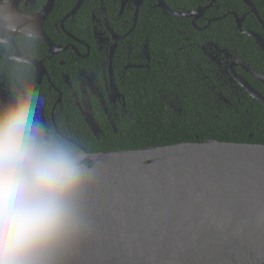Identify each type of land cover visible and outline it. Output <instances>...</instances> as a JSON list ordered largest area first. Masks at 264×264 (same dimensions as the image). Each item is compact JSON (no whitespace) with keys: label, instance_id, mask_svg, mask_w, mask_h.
I'll use <instances>...</instances> for the list:
<instances>
[{"label":"flooded vegetation","instance_id":"obj_1","mask_svg":"<svg viewBox=\"0 0 264 264\" xmlns=\"http://www.w3.org/2000/svg\"><path fill=\"white\" fill-rule=\"evenodd\" d=\"M161 1L176 15L165 12L158 0H15L42 36L34 68L35 83L45 98L40 118L64 124L92 155L136 150L122 147L146 139L147 112L157 114L160 121L151 126L159 135L158 126L163 128L165 122L184 121L183 114L198 107L211 109L212 102L226 104L227 88L236 95L246 92L236 76L248 84L247 76L255 80V91L264 97V85L240 62L262 76L264 64L251 58L256 70L228 48H240L243 42L205 38L210 29L243 33L246 15L254 16L244 0L238 7L246 9L241 16L229 11L223 0H198L201 5L186 12ZM250 1L259 15L264 0ZM200 8L199 18L179 16ZM234 15L244 17L241 29ZM228 17L234 25H225ZM8 95V81L0 73V100Z\"/></svg>","mask_w":264,"mask_h":264},{"label":"water","instance_id":"obj_2","mask_svg":"<svg viewBox=\"0 0 264 264\" xmlns=\"http://www.w3.org/2000/svg\"><path fill=\"white\" fill-rule=\"evenodd\" d=\"M234 17L241 29L244 17ZM243 34L264 53L260 35ZM240 64L264 85V76ZM236 78L264 109V97ZM92 158L101 174L94 231L73 264H264V145L208 139Z\"/></svg>","mask_w":264,"mask_h":264},{"label":"clouds","instance_id":"obj_3","mask_svg":"<svg viewBox=\"0 0 264 264\" xmlns=\"http://www.w3.org/2000/svg\"><path fill=\"white\" fill-rule=\"evenodd\" d=\"M41 33L31 15L0 0V264H73L94 231L99 163L64 124L40 118L35 83Z\"/></svg>","mask_w":264,"mask_h":264},{"label":"trees","instance_id":"obj_4","mask_svg":"<svg viewBox=\"0 0 264 264\" xmlns=\"http://www.w3.org/2000/svg\"><path fill=\"white\" fill-rule=\"evenodd\" d=\"M164 1L171 9L178 12L193 10L201 5L198 0ZM223 3L227 5L229 11L234 12L236 15L241 16L245 14L246 9L244 12L238 9L241 4L240 0H223ZM257 10L261 20L264 22V5L261 8H257ZM166 18L172 19L170 16H166ZM217 24L211 23L213 26ZM225 25H234L233 19L228 17ZM242 29L243 31H252L264 39V31L260 29V25H258L254 16L246 15ZM205 34V38L211 41H224L226 43L243 42L240 48L235 46V44L229 45L228 48L233 50L236 56L241 57L256 70L258 69L254 66L251 58L264 64V54L254 44V39L247 35L238 31L226 34L218 32L217 29L205 30ZM237 35H240V37ZM247 77L246 79L249 84L254 89H257L255 80L249 76ZM223 96L227 100L226 104L222 101L219 103L212 102L211 109L198 107L191 114H183L185 117L184 121L180 119L173 124L165 122L163 128L158 126V130L161 132L159 135L153 133L155 129L151 126V122L157 124V121H160L157 114L153 112L149 114L147 112L146 139L140 144H130L122 148L141 150L183 143H201L207 138L223 143L264 145V109L260 103L253 101L244 90H242V95H236L235 91L227 88L226 94H223ZM164 115L166 117L171 116ZM117 148L114 147L113 149Z\"/></svg>","mask_w":264,"mask_h":264}]
</instances>
